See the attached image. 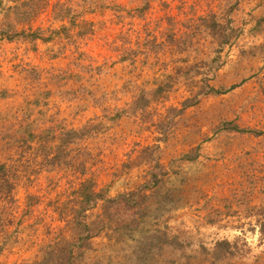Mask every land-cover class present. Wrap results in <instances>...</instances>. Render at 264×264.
<instances>
[{
	"label": "rangeland",
	"instance_id": "374dc122",
	"mask_svg": "<svg viewBox=\"0 0 264 264\" xmlns=\"http://www.w3.org/2000/svg\"><path fill=\"white\" fill-rule=\"evenodd\" d=\"M262 17L264 0H0V264L50 250L49 264H264L257 218L243 212L264 197ZM184 32V48L167 40ZM131 84L151 90L147 116L109 120L134 100ZM207 84L220 92L197 95ZM186 98L197 99L159 141L158 121ZM61 126L94 127L53 166ZM147 147L168 175L139 202L146 218L130 225L122 207L104 219L98 202L85 213L91 235L77 228L80 180L108 197L135 191L149 177ZM166 226L183 249L161 251ZM217 238L238 253L217 260Z\"/></svg>",
	"mask_w": 264,
	"mask_h": 264
},
{
	"label": "trees",
	"instance_id": "16d2710c",
	"mask_svg": "<svg viewBox=\"0 0 264 264\" xmlns=\"http://www.w3.org/2000/svg\"><path fill=\"white\" fill-rule=\"evenodd\" d=\"M199 21H200L199 23H201L203 27H206V29H210V30L213 29L214 31H219V29H221L219 28V24L217 23L216 20H214L213 17H209V18L200 17ZM262 23H264V17L258 20L257 25L261 26ZM222 30H225V29H222ZM192 38L193 36L184 32L183 35H181V38L178 39L177 43H175L174 40H172V38H168L167 40L171 41L172 45L177 44V46L184 48L187 44H190V42L192 41ZM146 44H147L146 49L153 51V52H158L161 46L163 45L161 43L156 44L153 41H150V42L147 41ZM135 53L136 52L133 51V55H131L129 58H123L121 62L122 63L127 62V64L132 66L135 63V59H134ZM207 85L201 86V90L198 92L197 95H200V94L204 95V94H210V93L216 94L220 92V90H216L214 88H211L209 85L208 86ZM131 86L137 92L135 94L134 100L129 105V108H115L114 109L115 111L113 115L109 118V120H112V121L118 120L129 113L136 114L138 111L141 114H144L147 116L146 111L151 101V99L148 97H149V92L151 90L148 91L144 89L143 87H137L135 84H131ZM160 91L161 89L159 87L153 90V92H160ZM197 95L195 97H197ZM92 98L94 99V95L92 96ZM196 99L197 98H195L194 100L191 98H186L183 101V104L180 108L169 107L167 109L164 117L160 119L157 123V128H158L159 135H160L159 141H164L166 139L165 137L167 135V132L170 130L169 126L173 123V119H175L176 116H180L186 108L191 107L195 103ZM93 127L94 126H90L89 128L83 127L81 129H74V128L67 129L66 127H63V126L59 127L58 129H59L60 137H59V144L56 146L57 152L53 154L54 156H52V160H49V164L53 166L60 165L62 157H63L62 151L70 149L71 145L76 142H83L84 139L90 134L89 129H92ZM49 132L54 134L53 129L51 128L49 129ZM240 132L244 133L243 130H241ZM33 138L34 136L29 137V139H33ZM32 141L33 140H31L30 142ZM153 148L154 150L157 149L158 152L161 150L159 145H155V147ZM148 150L150 152L149 155L145 156V158L143 159H145V161H148L150 163L148 164L150 165L149 166L150 168L147 171L149 177L143 184L138 186V188L135 191L124 192L115 197H108L107 195L103 194V190L96 191L97 183L95 180L91 178H88L86 180H80V182L78 183V189H77L78 194H79V199H80L79 200L80 207L77 210H75L76 217H74L75 226L77 228L83 229V231L87 232L88 236L91 235L90 228L85 222L86 220L85 213L89 210H92L94 207H96L98 202H103V206H102L103 215L102 216L104 219L105 218L112 219L113 217H115L116 214L118 217H120V212L122 210V207L126 208L127 213L131 212L129 216L126 215V218L130 221L129 222L130 225H134L136 227L138 226L139 221H143L144 218H146L145 213L147 212H144L143 211L144 209L141 210V208H139V205H140L139 202L145 201V199L149 197L150 195L149 193H152V191L155 188H157L160 185V183L163 182L165 177H167L168 175L167 169H165L163 164L160 163V156L159 154H157V151L156 153H153L154 150H151V148L150 149L148 147L145 148V151H148ZM183 159L191 160L192 158L191 156L187 154L185 158ZM4 166L5 165L3 164L0 166V174H2L1 171L3 170ZM82 166L83 168L80 172V175L81 177H84L86 176L84 175L85 171H87L88 168L84 164H82ZM15 187L16 185L14 186V189ZM1 188L3 189V191H5V194L8 193V189H10L8 188L7 190H5L4 186H1ZM257 199H258V204L249 205V203H247L248 205H246L243 212H244L245 217L257 218L256 228L258 229V233L260 234V236L264 237V202H263L264 197H263V200H262V196ZM157 234H158L157 244L160 246L161 251L167 245H173V247H175L176 249H183V245L180 242L179 235L169 233L167 226L163 228V230H157ZM155 237L156 236H153V238ZM52 253H53L52 250H50L49 252H46V251L42 252L41 259L35 264H49L52 259ZM236 253L238 252H237L235 244H232L227 239L217 238V240H215L214 249H213L212 254L214 255L215 258H217V260L221 261V260L228 259L234 256ZM141 261H143L142 264H148L150 259L144 255V256H141ZM156 263L159 264V262L157 261Z\"/></svg>",
	"mask_w": 264,
	"mask_h": 264
}]
</instances>
